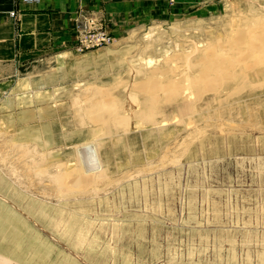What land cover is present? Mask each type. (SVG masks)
<instances>
[{
	"label": "rangeland",
	"instance_id": "374dc122",
	"mask_svg": "<svg viewBox=\"0 0 264 264\" xmlns=\"http://www.w3.org/2000/svg\"><path fill=\"white\" fill-rule=\"evenodd\" d=\"M167 1L176 10L135 32V44L76 51L73 61L63 62L64 70L56 58L34 65L22 71L7 96L13 117L0 120V184L30 187L37 203L29 211L32 219L26 217L18 226L23 232L14 237V224L0 207V240L6 247L11 236L19 242L13 253L24 264H264V104L256 103L264 99V87L230 98L231 111L218 121L206 125L198 118L203 132L186 150L172 144L169 157L175 161L166 165L158 164L171 144L165 134L171 129L179 137L186 134L176 104L162 102L163 114L170 115L162 133L134 116L128 131L103 136L101 155L110 165L100 196L75 194L59 202L55 195L51 173L59 162L67 163L66 169L76 165L73 146L93 135L86 128L95 126L88 118L93 105L108 110L105 97L111 93L120 103L116 114H130L124 80L147 78L157 67L163 70L154 76L167 80L173 72L164 68H188L185 55L197 42H227L232 30L246 27L243 18L264 16V0ZM127 45H133L128 53L102 58L97 65L72 66L77 58ZM132 66L147 74L133 77ZM34 77L46 79L39 86L22 84ZM232 90L225 89L223 96ZM212 96L205 93L196 105ZM7 97L0 98V106ZM5 112L0 110L1 117ZM51 135L55 138L47 144L44 139ZM15 139L25 140L17 141L25 147L15 149ZM49 149L59 151L58 159L49 153L45 161ZM41 168L51 175H39Z\"/></svg>",
	"mask_w": 264,
	"mask_h": 264
},
{
	"label": "crops",
	"instance_id": "0c3cea01",
	"mask_svg": "<svg viewBox=\"0 0 264 264\" xmlns=\"http://www.w3.org/2000/svg\"><path fill=\"white\" fill-rule=\"evenodd\" d=\"M79 8H83L87 11L104 16L107 21L108 30L115 37L114 43H119L120 46L124 44H135L136 40L134 37H132L135 32L150 27L154 23H160L161 21L166 20L171 14H173V11L176 10V8L169 7L167 0H40L39 2H19L18 4L15 3V0H0L1 99H3V97L10 96V94L16 90L17 79L23 70L31 68L34 65L45 64L52 58H56L60 64V69L64 70L66 66L63 62L67 60L73 61L76 58V37L73 29V19L75 12ZM12 10L17 11L16 16H12L10 14ZM199 42L206 44L202 41ZM132 46L133 45H127L124 46L125 48L110 47L105 51L77 58L75 60L76 63H74L72 66L74 69L81 70V68H85L92 63L97 65L98 61H101L102 58H107L111 55H123L124 52L128 53V51L132 49ZM197 73L199 74L200 71ZM55 75L58 76V74H54L50 78H55ZM120 76H122V74ZM262 76H264V66L262 65L250 69L239 68L235 70V75L232 77V79L225 81L219 90H212L211 92L205 93H211L217 98V100L224 101L226 95H229L230 93H234L233 97H236L237 94H240L241 92L237 93L235 90L238 87L240 88L242 83L247 78H253L251 82H258ZM32 79L22 80V84L24 85L25 83H30V85H34V83H36V85L39 86L41 85V82L46 79V77H34ZM37 80L38 82H35ZM46 82L48 81H44L42 85ZM130 83L132 82L130 81ZM120 84H123L124 88H126L128 83H126V80H124ZM207 85H209V81L205 80L194 89L188 86L175 87L174 92L176 95L167 94L168 92L165 90L164 86H160V88L164 90H159L151 86H148L146 89L140 87L139 90H137L138 92L129 94V101L132 110L130 114L128 113L124 115L128 119H131V116L132 118L135 116L143 123H150L154 125L156 131H158L157 127L161 126L159 123L166 119L165 114H163V110L158 107V104L162 106V102H166L176 104V109L180 114V117L187 115L193 106H196L197 108L199 107L201 111L191 115V118L198 115H212L213 119H207L204 117L203 120L206 125L210 124L211 120L222 119L221 115L224 111L225 103L222 102L220 104L218 103L217 105H214L213 103L209 104L207 101H205L200 106L196 105V101L204 98V91L207 88ZM230 88H233V90L223 96L224 90ZM257 88L258 87L244 88L243 91L245 89L254 90ZM103 93L106 94L105 91ZM110 94L107 96L108 98L105 97V101H109L108 110H101L99 105H93L91 108L92 110L90 112V117H88L92 122V118L94 116L101 112H106L107 117L96 122L94 127L100 129L108 127L110 131H112L111 128H115L125 130L126 132L129 130L130 125L114 122L115 119L120 117L116 114L117 111H114L115 107L120 108V103H118L119 101L116 97H113ZM132 99H135V102H133ZM256 103L264 104V99ZM12 104V98L7 97V99L2 103V106H0V110L3 109L4 111L8 112H5L3 117L0 115V120H10L11 117H13L11 113L13 109ZM161 114L162 117L160 119L158 117ZM247 114H250L248 110ZM168 117V119H170V115ZM182 123L185 127L184 130H186L185 135L179 137L178 134H174L175 130L171 129L165 134L164 138L165 141L168 142H184L183 150H186L189 143L194 139L190 136H194V134L188 121H183ZM45 128V132L50 131L47 129V127ZM221 130L223 131V129ZM112 133L116 134L114 131H112ZM54 138L55 136L53 137V135H51L45 137L44 140L48 142L47 144H51V141H53ZM42 140L43 139L40 138V141ZM17 141L25 140L15 139V149H17V146L25 147L24 145L20 146V143ZM74 147L75 146H73V149ZM47 151L46 153H43L45 161L49 159V153L50 155H53L54 153L52 158L58 159L57 152L59 151L57 149H49ZM75 153L76 152L74 151V154ZM58 161L59 160H56V163ZM61 164L68 165L65 162H59L55 164V173H58L60 166H62ZM107 165L109 166L110 164L108 163ZM37 172L42 176L51 173L50 171L43 168L38 169ZM102 185L99 186V189L103 188ZM14 186L17 189L20 188V186H16V183H14ZM57 186L58 185H56V190ZM24 189L30 192L29 199L33 194L36 193L35 191L31 190L30 187ZM4 206V201H2L0 198V207L3 209ZM79 237L83 238V235L81 234ZM10 248L12 247L10 246Z\"/></svg>",
	"mask_w": 264,
	"mask_h": 264
},
{
	"label": "bare ground",
	"instance_id": "6f19581e",
	"mask_svg": "<svg viewBox=\"0 0 264 264\" xmlns=\"http://www.w3.org/2000/svg\"><path fill=\"white\" fill-rule=\"evenodd\" d=\"M243 20L247 22L246 27L237 28V29L233 28L234 29L232 30L233 34L230 35L229 37L227 36L228 38H226L227 42L224 40L223 41L219 40L218 42L210 40L206 44L197 42V44L195 45L194 52L192 51L190 53L189 51L185 55L188 68L186 66L184 70L179 69L177 67L171 68L170 70H166V68H164L165 71L167 72L168 71L173 72L172 77H170L167 80H164L154 76L157 75L158 72H161L163 70L161 67H157L153 75H151L150 77L148 75L147 78L140 80L136 79L134 82L128 83L126 85L127 86L126 90L129 92V94H133L135 92H138L137 90H139L140 87L146 89L148 86H151L159 90H164L160 88V86H164L165 90L168 92L167 94L176 95L174 92L175 87L188 86L194 89L196 86H199L203 81L208 80L209 85H207V88L204 91V95H205V92H211L212 90L214 91L219 90L223 86L225 81L232 79V77L235 75V70L239 68L250 69L261 65L264 66V26H262V24L264 23V16L258 14L255 15L254 17H245L243 18ZM130 68L133 69V77H137L140 74H145V75L147 74L146 72H144V69L142 68H137V67H130ZM198 71H200L198 76L194 75V73L196 72L197 74ZM252 80L253 78L251 77L247 78L242 83L241 87L240 88L238 87L235 90V92L240 93L243 91L244 88H249V87H258V88L264 87V76H262V78L258 82H254V81L251 82ZM233 96L234 93H230L229 95H226L224 101L217 100L216 97L212 96V99L207 100V102L209 104L213 103L214 105H217L218 103L220 104L222 102H224L225 104L226 103L229 104V106L225 105L224 111L221 115V118H223L224 114L230 112L232 109V104H230V98H233ZM132 101L135 102V99H132ZM158 107L162 110V106L158 104ZM118 110H119L118 107L114 108L115 112L116 111L118 112ZM200 111L201 109L199 107L197 108L196 106H193V108L189 111V113L184 117H180L179 120L180 122L188 121L190 123L194 134V136H190V137L193 138H196L203 132V129L201 128L199 123L200 121L198 122V118H201L202 120H204V117H206L207 119H213L212 115H208V114L198 115L191 118V115H194ZM247 115L251 116V114H247ZM119 116H120L119 118L114 120L115 123L118 122L126 125L131 124L130 122L132 116L131 119H128L124 114ZM105 117H107V113L101 112L92 118V122L96 123L98 121H101ZM165 118L168 119L169 118L168 115H165ZM166 119L163 125L159 123L161 125L157 127L159 133H162L163 129L168 125ZM86 128L89 129L88 130L89 132L92 131L91 134L93 135L91 136L93 138L87 140V142H84L82 144L74 145L75 146L74 149L76 151L75 153L76 166L74 165L72 169H66L63 168V166H65L66 164H61L62 166H60V170H58V173H54L52 175L48 173L49 176L51 175V181L55 183V185H58L55 195L59 197L58 200L59 202H66L70 195H75V194L85 195L88 193H92L93 194L92 197L100 196L99 193L103 188L99 189V186L102 185L104 182H106V180L109 177L108 175L109 166L106 164V162L104 161L101 155L103 136L105 135L107 137L113 135L112 131L116 132V134H120L119 132L121 130L111 128L112 131H110L108 127H105L104 129H100L97 127H93V128L86 127ZM123 132H125V130H123ZM172 144L183 147L184 142H177V143L171 142L169 146H166L163 149L164 152L163 157L158 162V164L166 165L167 162L175 161V159L169 157L170 152L172 151V147H171ZM148 163L149 165L153 164L152 161H148ZM16 186H20V188L17 189L14 186L12 189L10 185H6V186L1 185L0 187V189L3 188L4 190H6V191H2L4 193L0 192V198L2 199V201H4V205H5L3 207L4 209L3 213L7 212L8 220L10 218L12 225L14 224L13 233H12L13 237L18 234H21L19 232H23L19 230L18 226L20 225V223H22L21 225L25 224L26 217L32 219V215H30L29 211L32 210L33 207L32 204L34 205V203H37V199H35L36 198L35 197L36 193H35L30 197L31 205L29 204V206L31 207L27 205H22V202L25 201V199L29 198L30 192L24 189L19 182L16 183ZM40 199H42V201L47 202V200L44 198H40ZM21 228L22 227H20V229ZM69 228L71 227H68V229ZM13 237L11 236L12 239ZM12 239L9 240L8 242L9 247H6L2 244L3 241L5 240H0V264H24V262L20 259V257L14 255L13 253L14 246L19 245L20 243L18 242L15 244L14 243L15 241L14 240L12 241ZM10 246L12 248H10Z\"/></svg>",
	"mask_w": 264,
	"mask_h": 264
},
{
	"label": "built area",
	"instance_id": "2783aa9c",
	"mask_svg": "<svg viewBox=\"0 0 264 264\" xmlns=\"http://www.w3.org/2000/svg\"><path fill=\"white\" fill-rule=\"evenodd\" d=\"M40 0H15L19 2H39ZM16 10L10 14L16 16ZM73 29L76 37V51L85 52L107 47L114 43L115 37L107 28L106 18L97 13L79 8L73 19Z\"/></svg>",
	"mask_w": 264,
	"mask_h": 264
}]
</instances>
